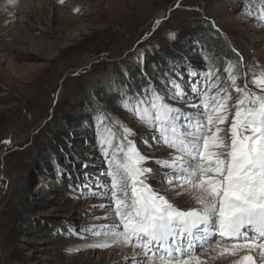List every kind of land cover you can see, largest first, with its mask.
Listing matches in <instances>:
<instances>
[{
    "label": "rangeland",
    "instance_id": "obj_1",
    "mask_svg": "<svg viewBox=\"0 0 264 264\" xmlns=\"http://www.w3.org/2000/svg\"><path fill=\"white\" fill-rule=\"evenodd\" d=\"M248 5L249 0H0V264H134L131 246L88 247L105 238L81 230L103 233L112 222L105 217L114 212L95 207L111 200L94 198L78 185L91 184L85 174L108 180L99 140L112 129L118 143L121 125L133 129L130 139L143 153L169 158L171 150L154 145L153 133L120 106L129 89H163L168 73L177 80L182 74L187 87L192 68L201 72L196 85L203 89L208 57L224 83L230 84L224 67L241 58L257 75L264 71V25L246 14ZM205 37L228 51L215 50L219 58L203 45ZM251 78L249 88L259 92ZM172 195L183 209L195 206L188 196ZM213 248L215 243L196 254L205 264H227L205 257Z\"/></svg>",
    "mask_w": 264,
    "mask_h": 264
},
{
    "label": "snow or ice",
    "instance_id": "obj_2",
    "mask_svg": "<svg viewBox=\"0 0 264 264\" xmlns=\"http://www.w3.org/2000/svg\"><path fill=\"white\" fill-rule=\"evenodd\" d=\"M246 14L264 25V0H249ZM205 59L203 89L196 85L201 72L192 68L187 87L182 74L177 80L168 73L163 89L149 84L121 96L120 106L153 133V144L171 151L167 159H154L135 146L133 129L123 125L118 143L112 129L100 138L102 175L108 180L85 174L91 184L78 187L111 200L95 207L112 209L114 216L105 217L112 222L103 233L81 230L105 238L88 247L131 246L134 264H205L196 253L215 243L219 255L257 254H245L236 264H264V71L257 75L241 58L224 67L228 84L218 75L215 59ZM249 74L259 92L249 88ZM173 193L188 196L195 206H177Z\"/></svg>",
    "mask_w": 264,
    "mask_h": 264
},
{
    "label": "bare ground",
    "instance_id": "obj_3",
    "mask_svg": "<svg viewBox=\"0 0 264 264\" xmlns=\"http://www.w3.org/2000/svg\"><path fill=\"white\" fill-rule=\"evenodd\" d=\"M130 248L132 249V247H130ZM218 252H219V250L217 248H213L212 253L208 254V256H205V257L209 258V259L215 258V257H221V258L225 259L226 262L229 261L227 264H236V261H238L240 259V257L245 255V254H252L254 256L257 255L256 253H248L246 250L239 251L235 255H230L229 253H225L224 255H219Z\"/></svg>",
    "mask_w": 264,
    "mask_h": 264
},
{
    "label": "trees",
    "instance_id": "obj_4",
    "mask_svg": "<svg viewBox=\"0 0 264 264\" xmlns=\"http://www.w3.org/2000/svg\"><path fill=\"white\" fill-rule=\"evenodd\" d=\"M205 44H207V46H209V47H211L214 51H212L215 55H217L219 58H221L222 57V54L220 53V52H216L215 50H221V51H224L223 49H222V47H223V45L222 44H219L218 43V41L217 40H212L211 39V37H205V40H204V42H203V45H205ZM226 51H228V50H226ZM226 51H224V52H226ZM211 52V53H212ZM210 53V54H211ZM227 53H229V54H231V52H227ZM171 58H173V57H171ZM147 61H148V59H147Z\"/></svg>",
    "mask_w": 264,
    "mask_h": 264
}]
</instances>
